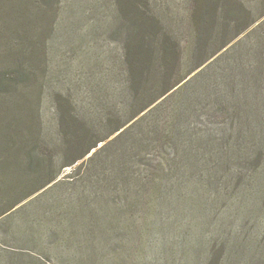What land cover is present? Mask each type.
<instances>
[{"label": "rangeland", "instance_id": "374dc122", "mask_svg": "<svg viewBox=\"0 0 264 264\" xmlns=\"http://www.w3.org/2000/svg\"><path fill=\"white\" fill-rule=\"evenodd\" d=\"M124 2L0 0V264H264V0ZM128 41L168 44L145 103L158 64L185 78L140 114ZM198 45L218 52L195 70ZM174 124L198 155L159 144Z\"/></svg>", "mask_w": 264, "mask_h": 264}, {"label": "trees", "instance_id": "16d2710c", "mask_svg": "<svg viewBox=\"0 0 264 264\" xmlns=\"http://www.w3.org/2000/svg\"><path fill=\"white\" fill-rule=\"evenodd\" d=\"M121 4V9H118V20L123 19V16L127 20L128 14L130 12L128 11L127 6H125L124 0H118ZM146 4H149V0H144ZM241 7H243L242 3H239ZM131 7H136V9L140 12V18H153L159 23L158 18L156 16L152 15L148 10L145 9L144 5L142 3H134L131 5ZM244 8V7H243ZM246 10V8H244ZM136 29H132V31H135ZM240 35V31H238L233 38L231 39H225L223 40V46L225 47L227 44H229L236 36ZM168 40H170L173 43V53L176 56V62L172 65L173 67V73L175 70L178 68V61L180 59V48L178 46V43L169 36ZM146 42L144 44H139L137 47L133 45V42L128 41V43L125 45V61L126 65L128 66L127 68V75L129 76V86H128V92H129V97H130V105L128 106V110L135 112L137 114H140L144 110L148 109L154 102L155 100L157 101L160 97L166 95L168 92H170L173 88H175L177 85H179L185 78L184 77H179L173 80V82H170L171 74L168 70H165V66L162 63L158 64L157 67H159V71L156 75V82L158 84V91H157V96L156 99L151 100L148 103H145V99L148 96V92L150 91V95H152V91H148V81H149V74L150 70L148 69L149 64L154 63V59L156 56H163L165 52H168V44H157L155 41H152L148 46ZM172 49L170 48V51ZM218 52L217 49H208L207 47H202V46H196L194 49V56L198 61H196L195 64H193L194 69H198L199 67L203 66L208 60H210L211 57L214 56ZM171 66V68H172ZM76 120V119H75ZM65 118H62L60 121H58V124L60 126L64 123ZM77 121V120H76ZM78 122V121H77ZM79 123H82L81 125L85 128V131L91 132L90 128L86 126V124L82 121H79ZM124 125V124H123ZM123 125H120V127L116 130H119ZM178 124H174L173 126L166 127V125H163L162 128H164L165 135H161L158 139L159 144L164 145L169 137H167V134H172V139L175 142V144H183L185 141H182L184 139H187L189 142V145L187 143L186 149L182 152L184 157L188 155H198L197 151V145L195 144V137L191 135L192 129L188 128V125L183 127L180 130V127H177ZM74 132H72V136H77L78 132H80L79 129H73ZM179 131V132H177ZM81 133V132H80ZM79 136V135H78ZM82 138L84 140L88 141H73L77 143L81 149L82 153L77 157L76 160H79L82 158L84 155H86L88 152L91 151L92 148L97 146V142L95 141H89L90 140V135L87 133L82 135ZM183 138V139H182ZM171 140V139H170ZM234 146L236 147L235 151H240V145L236 142H234ZM131 148L130 150H132ZM189 150V151H188ZM130 154H132V151H130ZM135 156H132L130 159L129 155H124L122 159L126 162H131V160ZM72 164L71 163H68ZM30 169H32V172L30 173L33 176L37 177H43L49 174V179L41 185L37 190H40L41 188H44L48 184L54 182L57 179V174L51 175L50 174V168L44 164V163H35L31 164ZM35 169V170H34ZM35 171V175H34Z\"/></svg>", "mask_w": 264, "mask_h": 264}]
</instances>
